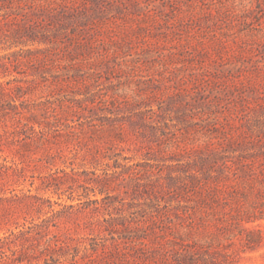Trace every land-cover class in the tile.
Instances as JSON below:
<instances>
[{"label": "rangeland", "instance_id": "obj_1", "mask_svg": "<svg viewBox=\"0 0 264 264\" xmlns=\"http://www.w3.org/2000/svg\"><path fill=\"white\" fill-rule=\"evenodd\" d=\"M0 264H264V0H0Z\"/></svg>", "mask_w": 264, "mask_h": 264}]
</instances>
